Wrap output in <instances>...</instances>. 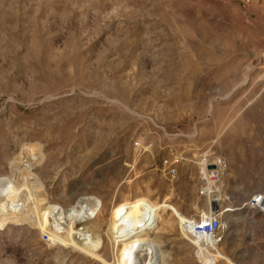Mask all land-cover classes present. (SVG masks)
Instances as JSON below:
<instances>
[{
	"label": "rangeland",
	"instance_id": "374dc122",
	"mask_svg": "<svg viewBox=\"0 0 264 264\" xmlns=\"http://www.w3.org/2000/svg\"><path fill=\"white\" fill-rule=\"evenodd\" d=\"M20 143L47 153L60 209L86 201L110 221L149 192L163 264H264V201L249 203L264 196V0H0L1 181ZM208 149L234 203L215 242L190 228L211 215ZM27 235L1 237L0 264L55 263Z\"/></svg>",
	"mask_w": 264,
	"mask_h": 264
},
{
	"label": "bare ground",
	"instance_id": "6f19581e",
	"mask_svg": "<svg viewBox=\"0 0 264 264\" xmlns=\"http://www.w3.org/2000/svg\"><path fill=\"white\" fill-rule=\"evenodd\" d=\"M46 158L40 144L20 143L9 160V170L0 180V239L5 235L29 237L31 232L47 235L54 264L88 260L93 264H163L156 258L162 216L149 192L139 194L135 212L124 204L110 221L85 206L86 201L60 209L51 201L46 185ZM111 224L116 230L113 235L107 231ZM203 237L215 242L216 236Z\"/></svg>",
	"mask_w": 264,
	"mask_h": 264
},
{
	"label": "built area",
	"instance_id": "2783aa9c",
	"mask_svg": "<svg viewBox=\"0 0 264 264\" xmlns=\"http://www.w3.org/2000/svg\"><path fill=\"white\" fill-rule=\"evenodd\" d=\"M142 141V142H141ZM144 144V145H143ZM138 153H147L152 150L148 134H143L134 143ZM143 146V147H142ZM197 178V198L202 202H211V215L205 220H198L191 224V230L195 236H207L209 238L217 236L219 232L226 228L223 221L224 214L231 212L233 199L226 189L224 176L228 169L226 161L218 157L211 150L203 151L196 160ZM213 166V168H211ZM176 170L171 169V176L175 175ZM264 201V196L259 194L253 197L249 203L257 206ZM221 205L226 206L222 209ZM234 209V208H233ZM45 236L46 242L48 236Z\"/></svg>",
	"mask_w": 264,
	"mask_h": 264
},
{
	"label": "water",
	"instance_id": "95a60500",
	"mask_svg": "<svg viewBox=\"0 0 264 264\" xmlns=\"http://www.w3.org/2000/svg\"><path fill=\"white\" fill-rule=\"evenodd\" d=\"M211 168H213V166H211Z\"/></svg>",
	"mask_w": 264,
	"mask_h": 264
}]
</instances>
